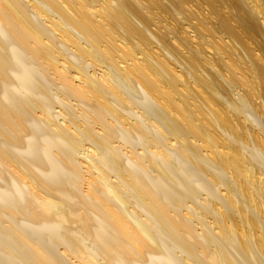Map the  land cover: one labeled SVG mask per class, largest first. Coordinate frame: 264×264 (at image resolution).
<instances>
[{
  "label": "bare ground",
  "instance_id": "obj_1",
  "mask_svg": "<svg viewBox=\"0 0 264 264\" xmlns=\"http://www.w3.org/2000/svg\"><path fill=\"white\" fill-rule=\"evenodd\" d=\"M0 264H264V0H0Z\"/></svg>",
  "mask_w": 264,
  "mask_h": 264
}]
</instances>
